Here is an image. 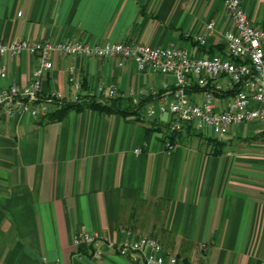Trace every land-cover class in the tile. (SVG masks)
I'll return each instance as SVG.
<instances>
[{"label":"crops","instance_id":"0c3cea01","mask_svg":"<svg viewBox=\"0 0 264 264\" xmlns=\"http://www.w3.org/2000/svg\"><path fill=\"white\" fill-rule=\"evenodd\" d=\"M241 3L264 27V0ZM210 19L215 25L207 32ZM230 26L222 0H0L3 39L173 43L209 55L225 51ZM203 33L200 43L194 36ZM52 60L42 97L104 99L98 86L114 83L116 96L128 100L130 88L141 93L144 107L173 87L171 74L141 70L132 60L70 54ZM0 63L6 67L0 87L24 84L36 58L5 53ZM218 78L227 83V76ZM190 93L202 97L201 90ZM232 94H215V103ZM166 123L164 115L136 118L91 107L48 123L0 110V264H142L107 244L98 254L72 241L79 230L120 240L125 228L131 236L156 237L166 252L194 264H264V125L231 124L216 137L189 126L171 136Z\"/></svg>","mask_w":264,"mask_h":264},{"label":"built area","instance_id":"2783aa9c","mask_svg":"<svg viewBox=\"0 0 264 264\" xmlns=\"http://www.w3.org/2000/svg\"><path fill=\"white\" fill-rule=\"evenodd\" d=\"M224 10L231 19L232 26L223 31L225 51H215L209 55L191 54L189 48L181 44L151 45L142 41L104 40L90 42L81 39H39L0 37V55L19 54L23 51L36 58L29 80L20 84L11 82L0 87V110L8 116L39 117L49 109L51 93L45 97L40 94L44 72L53 65V54L84 55L88 57H118L119 63L132 60L141 70L152 69L171 74L173 87L160 95L158 102H149L139 108L141 115L153 117L164 115L167 130L176 132L189 126L199 131H209L216 137H222L231 124L258 121L264 125V27L253 24L241 0H222ZM215 21L210 19L205 30L211 32ZM195 39L205 42V34H196ZM72 66L69 70L72 71ZM6 74V67L0 63V76ZM227 76L223 85L219 78ZM69 80L76 90L79 81L70 73ZM193 85L204 86L200 100L190 93ZM232 86L235 92L222 106L215 103V91ZM117 86L109 83L106 87L98 86L105 97L114 96ZM142 91V90H141ZM157 94V90H152ZM78 93H75L76 98ZM141 93L130 88L128 98L134 105L140 102ZM174 145L170 139L165 146ZM140 147H135L138 153ZM124 237L114 240L108 234L99 231H76L72 241L75 246H90L93 252L102 253V244L116 248L118 253L129 255L142 264H194L166 252L160 241L151 235L131 236V230H122Z\"/></svg>","mask_w":264,"mask_h":264},{"label":"trees","instance_id":"16d2710c","mask_svg":"<svg viewBox=\"0 0 264 264\" xmlns=\"http://www.w3.org/2000/svg\"><path fill=\"white\" fill-rule=\"evenodd\" d=\"M213 53V52H212ZM204 86L193 85L192 89L201 90ZM235 86L227 88L221 91H215V94L228 95L234 93ZM49 95V94H48ZM52 102L55 104L53 108L48 109L46 113L41 114L38 117V121L41 123H48L55 121L64 116V114L71 109H82L84 107H91L101 111L107 112H119L124 115L133 114L136 118H139V108L142 105V100L138 105H134L130 100L120 96H111L109 98L100 99L95 94H78L75 99H64L62 97H52ZM167 126V123H166ZM169 135H173V132H169Z\"/></svg>","mask_w":264,"mask_h":264}]
</instances>
